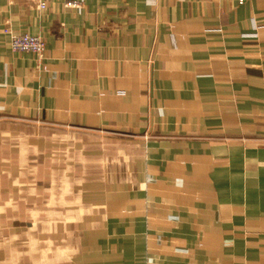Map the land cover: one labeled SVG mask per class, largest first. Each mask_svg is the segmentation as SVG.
I'll return each mask as SVG.
<instances>
[{
  "label": "crops",
  "instance_id": "0c3cea01",
  "mask_svg": "<svg viewBox=\"0 0 264 264\" xmlns=\"http://www.w3.org/2000/svg\"><path fill=\"white\" fill-rule=\"evenodd\" d=\"M66 2L0 0V264H264V0Z\"/></svg>",
  "mask_w": 264,
  "mask_h": 264
},
{
  "label": "built area",
  "instance_id": "2783aa9c",
  "mask_svg": "<svg viewBox=\"0 0 264 264\" xmlns=\"http://www.w3.org/2000/svg\"><path fill=\"white\" fill-rule=\"evenodd\" d=\"M40 8H46L48 0H37ZM247 0H238L239 4H244ZM83 0H67L66 6L70 8L82 9ZM4 32L10 34L11 47L16 52H30L42 58L46 51V42L40 34L30 32L13 33L10 28H5Z\"/></svg>",
  "mask_w": 264,
  "mask_h": 264
}]
</instances>
